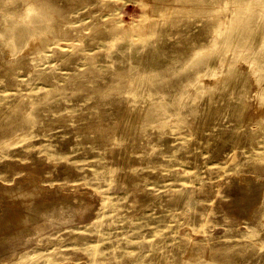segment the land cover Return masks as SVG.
I'll use <instances>...</instances> for the list:
<instances>
[{"label":"rangeland","instance_id":"374dc122","mask_svg":"<svg viewBox=\"0 0 264 264\" xmlns=\"http://www.w3.org/2000/svg\"><path fill=\"white\" fill-rule=\"evenodd\" d=\"M0 264H264V0H0Z\"/></svg>","mask_w":264,"mask_h":264},{"label":"bare ground","instance_id":"6f19581e","mask_svg":"<svg viewBox=\"0 0 264 264\" xmlns=\"http://www.w3.org/2000/svg\"><path fill=\"white\" fill-rule=\"evenodd\" d=\"M23 38H25V37H23ZM15 45H17V43ZM3 221H9V222L17 221V222H19V221H24V219L21 216L15 215V216L11 217V220H9V217H5L3 219Z\"/></svg>","mask_w":264,"mask_h":264}]
</instances>
